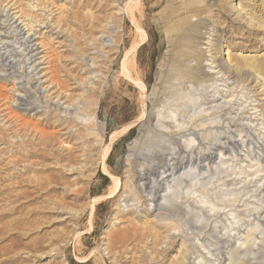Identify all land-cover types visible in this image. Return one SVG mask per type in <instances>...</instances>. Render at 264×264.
Masks as SVG:
<instances>
[{"label":"rangeland","instance_id":"obj_1","mask_svg":"<svg viewBox=\"0 0 264 264\" xmlns=\"http://www.w3.org/2000/svg\"><path fill=\"white\" fill-rule=\"evenodd\" d=\"M263 65L264 0H0V264H264Z\"/></svg>","mask_w":264,"mask_h":264},{"label":"bare ground","instance_id":"obj_2","mask_svg":"<svg viewBox=\"0 0 264 264\" xmlns=\"http://www.w3.org/2000/svg\"><path fill=\"white\" fill-rule=\"evenodd\" d=\"M19 28V27H18ZM21 32H23V31H21ZM25 44V43H24ZM29 44V43H28ZM30 44H31V42H30ZM3 47V46H2ZM29 49V48H28ZM31 49V48H30ZM26 50H27V48H26ZM32 53V52H31ZM30 53V54H31ZM216 64V66H218L220 69L221 68H224V66H223V63L221 62V61H218V62H216L215 63ZM248 64V63H247ZM264 66V65H263ZM249 67H251V68H254V69H259V68H262V61H258L257 63H251V64H249ZM218 71V70H217ZM219 72V71H218ZM227 71H225V73H226ZM240 72V71H239ZM247 73V72H246ZM234 75V74H233ZM242 75V74H241ZM248 76V75H247ZM234 77V76H233ZM139 82H140V80H139ZM141 97H143V96H141ZM184 131V130H183ZM191 132V131H190ZM196 139V138H195ZM211 152H213V151H211ZM199 153V152H198ZM163 156V155H162ZM186 157V156H185ZM213 157V156H212ZM190 158V157H189ZM166 161V160H165ZM198 161V160H197ZM166 163V162H165ZM199 163H201V162H199ZM152 164V163H151ZM171 164V163H170ZM196 164V163H195ZM153 165V164H152ZM193 165V164H192ZM154 166V165H153ZM162 166H163V164H162ZM190 166V165H189ZM150 167V166H149ZM166 167V166H165ZM168 167V166H167ZM172 167V166H171ZM181 167H183V166H181ZM156 168H157V165H156ZM155 168V169H156ZM162 168V167H161ZM169 168V167H168ZM187 168V167H186ZM195 168V167H194ZM172 169V168H171ZM160 170V169H159ZM167 170V169H166ZM173 170V169H172ZM151 171V170H150ZM182 171V170H181ZM159 172H161V171H159ZM158 172V173H159ZM148 173V172H147ZM163 173V172H162ZM170 173V172H169ZM179 173V172H178ZM177 173V174H178ZM149 174V173H148ZM152 174V173H151ZM171 174L173 175V172H171ZM156 175V174H155ZM153 177V176H152ZM156 177V176H155ZM157 178V177H156ZM164 179V178H163ZM158 180V179H157ZM177 180V179H176ZM156 181V180H155ZM172 181V180H171ZM174 181V180H173ZM143 182V181H142ZM145 182H147V181H145ZM164 182V181H163ZM166 182V181H165ZM170 182V181H169ZM151 183V182H150ZM168 184V183H167ZM191 184V183H190ZM147 186V185H146ZM151 186V185H150ZM164 187V186H163ZM166 188V187H165ZM164 189V188H163ZM155 193V192H154ZM156 195H157V193H155ZM154 194V195H155ZM158 197H159V195H158ZM255 212V211H254ZM245 225V224H244Z\"/></svg>","mask_w":264,"mask_h":264}]
</instances>
